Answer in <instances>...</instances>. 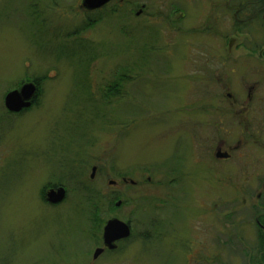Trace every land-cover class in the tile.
Segmentation results:
<instances>
[{"label":"rangeland","instance_id":"rangeland-1","mask_svg":"<svg viewBox=\"0 0 264 264\" xmlns=\"http://www.w3.org/2000/svg\"><path fill=\"white\" fill-rule=\"evenodd\" d=\"M211 1L115 0L86 13L81 0H0V264H263L264 177L215 180L194 160L206 140L192 131L205 134L204 62L264 63V27L233 26L240 0L226 4L228 46L209 35ZM30 82L34 106L7 113V93ZM122 176L136 187H120ZM50 182L67 192L54 207L39 197ZM111 217L131 237L94 261Z\"/></svg>","mask_w":264,"mask_h":264},{"label":"flooded vegetation","instance_id":"flooded-vegetation-1","mask_svg":"<svg viewBox=\"0 0 264 264\" xmlns=\"http://www.w3.org/2000/svg\"><path fill=\"white\" fill-rule=\"evenodd\" d=\"M218 1H211L215 5L216 12L211 10L212 13L208 18L210 21L209 35L219 37L220 34L228 46L230 19L226 14V4L229 3V0ZM239 2L241 12L244 10L242 12L244 19L237 20L233 26L245 29L247 27L254 28L256 24H260V27H264V0H240ZM178 5V10L182 11L181 4L179 3ZM219 6H221L220 14L217 13ZM240 10H237V17L241 15ZM180 16L182 17L181 14ZM219 24H221V29L218 28ZM238 32L236 33L238 36L243 34ZM204 66V76L200 77V79L207 84V93L209 95V102L205 111V129L202 131L205 134L200 136L199 130L194 127L192 131L195 132L194 137L198 135L200 138L205 137L206 140L203 147H199L198 143L194 147L195 163L199 165V162H201L202 164L200 165H203L206 174L211 175L215 180L229 181L237 179L243 181L244 184L251 180L261 181L264 177V63L258 61H229L227 58L223 59L222 55H217L215 59L205 61ZM196 81L198 82V78ZM36 101L34 99L31 106L20 113L7 111L4 101L3 106L7 113L16 116L28 111L34 106ZM93 168H95L96 172V167H92L91 171ZM147 180L149 181V178ZM111 182L114 184L110 185ZM108 184L109 186L117 185L115 181H110ZM118 185L120 187H136L137 183L122 176ZM58 188H64L66 191L62 183L50 182L46 184L40 189V199L46 203V193ZM244 196H246L245 192ZM255 196L260 204L254 207L259 211L260 216L257 219V215L255 216V227L258 230V235L255 237L257 247L254 254L256 259L263 260L261 247L259 248L258 246L260 241L264 242V182L262 189ZM118 202H120V206L122 203L119 200L115 202L116 208L120 207L116 206ZM50 206L54 207L57 205ZM110 219H116V217H111ZM107 222H105V225ZM126 224L130 229V238L133 228L129 223ZM105 225L100 232L99 243L94 249V251L102 249L98 259L102 256H112L111 254H114L121 244L129 239L116 242L115 250L107 249L103 242ZM89 229H91L90 226ZM93 235L90 232V238Z\"/></svg>","mask_w":264,"mask_h":264},{"label":"water","instance_id":"water-1","mask_svg":"<svg viewBox=\"0 0 264 264\" xmlns=\"http://www.w3.org/2000/svg\"><path fill=\"white\" fill-rule=\"evenodd\" d=\"M113 0H82L81 8L86 12H94L107 6ZM141 11L137 13L140 15ZM37 87L33 83H26L22 85L19 90L9 92L4 99V106L10 113H20L22 110L31 106L32 101L36 98ZM95 174V168L91 171L90 178L93 179ZM133 182V181H132ZM114 184L113 182L110 185ZM66 197V191L64 188H58L57 190H50L46 193V202L51 205H58L64 201ZM116 206H120V202L116 203ZM130 236L129 226L118 220L110 219L105 227L103 233L104 246L109 250H115L116 242L128 239ZM102 249H97L93 253V260H97Z\"/></svg>","mask_w":264,"mask_h":264},{"label":"trees","instance_id":"trees-1","mask_svg":"<svg viewBox=\"0 0 264 264\" xmlns=\"http://www.w3.org/2000/svg\"><path fill=\"white\" fill-rule=\"evenodd\" d=\"M103 10V9H102ZM101 13V12H100ZM100 13H96V14H85L87 17V19H86V21H85V24H87V27H90L89 26V23L91 24V26L94 24V20L92 19V17L93 16H96V15H98V14H100ZM85 56H89V54H87V55H85ZM92 58V60H94L95 58L94 57H91ZM86 60H87V58H86ZM89 61H91V60H89ZM86 63V62H85ZM118 83H120V81H118ZM36 85H37V87L39 88V86H38V83L36 82ZM117 87H119V85L118 86H115V85H113V88L110 90V91H112V92H110V93H112L110 96H109V99L111 98H113V97H115V95H114V91H117L118 89H117ZM37 95H38V92H37ZM107 95H109V93L107 94ZM106 94H105V96H107ZM36 100H37V98H36ZM33 107V106H32ZM31 107V108H32ZM30 108V109H31ZM91 213V212H90ZM92 213H97V209L95 208L93 211H92ZM91 213V214H92ZM91 214L89 215V218L91 217ZM89 221H90V219H89ZM259 248L261 247V252H262V255H263V257H264V242L263 241H260L259 242V246H258ZM262 262H263V264H264V259L262 260Z\"/></svg>","mask_w":264,"mask_h":264}]
</instances>
